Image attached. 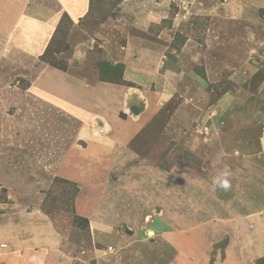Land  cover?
Here are the masks:
<instances>
[{
  "label": "rangeland",
  "instance_id": "1",
  "mask_svg": "<svg viewBox=\"0 0 264 264\" xmlns=\"http://www.w3.org/2000/svg\"><path fill=\"white\" fill-rule=\"evenodd\" d=\"M0 231V264H264V0H0Z\"/></svg>",
  "mask_w": 264,
  "mask_h": 264
},
{
  "label": "crops",
  "instance_id": "2",
  "mask_svg": "<svg viewBox=\"0 0 264 264\" xmlns=\"http://www.w3.org/2000/svg\"><path fill=\"white\" fill-rule=\"evenodd\" d=\"M133 42V41H132ZM138 42L140 43L141 46V51L137 53V49L136 47L132 46V52L130 51L129 48L125 49L127 50V57L129 56V51L132 53V55H135V57L133 56L132 58L135 59H131L129 60L130 65L127 66L126 69V74H125V78L131 82H137L138 77H145V79L142 81V85H146V82H144L146 79H148V74H152V71L150 69L153 68V65H155V60H157V54H155L153 51L158 50V48L156 47V45H154V43H152L150 40L149 42H147V40L145 39H141L140 41L138 40ZM126 52V51H125ZM134 52V54H133ZM137 53V55H136ZM129 58V57H128ZM133 63V64H132ZM134 64L136 66H134ZM133 65V66H132ZM145 67L149 68V69H145ZM154 74H156V71L153 69ZM75 78H78L77 76H74ZM73 76H70V78H74ZM42 80V79H41ZM45 80V78H44ZM43 81V80H42ZM41 81V83H42ZM99 86V85H98ZM100 88L104 89L106 92H110L111 91V96L112 98L116 96V98L120 97L121 101L122 99H126V100H131L132 98L135 99L136 96H132L133 92L130 87H126L124 88V86L122 85H113V84H100ZM40 91V90H39ZM112 91L116 92V94L112 93ZM141 95L145 96L144 92H140ZM115 95V96H114ZM140 97V95H138ZM123 102V101H122ZM127 135V134H126ZM7 229V228H6ZM13 229L10 228L9 230L7 229V235H9L8 231H11ZM1 232V231H0ZM34 239V238H33ZM9 242L13 245V247L17 246H23L24 248L28 247L30 244H32V241H27L26 239H23L22 242L20 243H15V241H11L9 239ZM6 243H1L0 245H3ZM2 247V246H0ZM6 247V246H5Z\"/></svg>",
  "mask_w": 264,
  "mask_h": 264
},
{
  "label": "clouds",
  "instance_id": "3",
  "mask_svg": "<svg viewBox=\"0 0 264 264\" xmlns=\"http://www.w3.org/2000/svg\"><path fill=\"white\" fill-rule=\"evenodd\" d=\"M213 184L215 186H218L220 188L227 190L230 187L229 182L227 180V171L225 170L218 176L214 177Z\"/></svg>",
  "mask_w": 264,
  "mask_h": 264
},
{
  "label": "trees",
  "instance_id": "4",
  "mask_svg": "<svg viewBox=\"0 0 264 264\" xmlns=\"http://www.w3.org/2000/svg\"><path fill=\"white\" fill-rule=\"evenodd\" d=\"M107 68L110 69V70H114L115 69V67H113L111 64H109L107 66ZM100 79L103 80L104 78L103 77H100ZM62 180H64L65 182H69V181H67V179H62ZM73 185H74V183H73Z\"/></svg>",
  "mask_w": 264,
  "mask_h": 264
},
{
  "label": "built area",
  "instance_id": "5",
  "mask_svg": "<svg viewBox=\"0 0 264 264\" xmlns=\"http://www.w3.org/2000/svg\"><path fill=\"white\" fill-rule=\"evenodd\" d=\"M108 248H110V249H111V247H108Z\"/></svg>",
  "mask_w": 264,
  "mask_h": 264
}]
</instances>
